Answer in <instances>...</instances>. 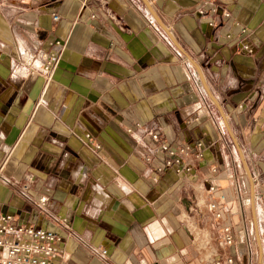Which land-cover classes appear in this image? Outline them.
Listing matches in <instances>:
<instances>
[{"label":"crops","instance_id":"1","mask_svg":"<svg viewBox=\"0 0 264 264\" xmlns=\"http://www.w3.org/2000/svg\"><path fill=\"white\" fill-rule=\"evenodd\" d=\"M152 11L242 149L264 264V0H0V213L55 232L53 264H244L245 245L258 264L238 150ZM149 132L203 157L159 172Z\"/></svg>","mask_w":264,"mask_h":264},{"label":"built area","instance_id":"2","mask_svg":"<svg viewBox=\"0 0 264 264\" xmlns=\"http://www.w3.org/2000/svg\"><path fill=\"white\" fill-rule=\"evenodd\" d=\"M200 11L202 13H207L206 11L214 13L216 8L210 5L208 10L201 9ZM222 16L226 19L230 17V13L223 11ZM111 17L113 20L115 19V16ZM52 19L57 21L59 19L58 14L53 12ZM214 24L216 23L212 20L208 22L210 27H214ZM55 46H58V44H55ZM57 51L54 50L50 54H45L48 64L55 61ZM47 65L45 68H47ZM149 137L150 140L157 143L156 147L149 150L150 154H162V163L157 168L159 172L172 168L176 173L183 170L189 171L194 159L203 157V149L199 142L192 149V145L188 142L172 146L158 132H149ZM147 158L149 159V157ZM214 189V186L209 187L211 200L208 207L213 218L219 220L221 218V210L214 200ZM218 239L223 249L233 244L234 240L230 226H219ZM59 243L60 237L52 230L19 225L15 222L13 216L0 213V264H53L54 258L59 253ZM101 253H106V250L103 249ZM215 264H233V257L227 255L223 261L220 259L216 260Z\"/></svg>","mask_w":264,"mask_h":264},{"label":"water","instance_id":"3","mask_svg":"<svg viewBox=\"0 0 264 264\" xmlns=\"http://www.w3.org/2000/svg\"><path fill=\"white\" fill-rule=\"evenodd\" d=\"M153 12V11H152ZM154 14V17L156 18V20L159 21V18L156 16V14L153 12ZM160 25L162 26V28L164 29V31L167 33V35L169 36L170 40L172 41V43L175 45V47L193 64V66L195 67L196 69V72H197V75H198V78H199V81H200V84L204 90V92L207 94V96L211 99V101L214 103V105L216 106L219 114H220V117L223 121V124L229 134V136L231 137L232 141L234 142L237 150H238V153L240 155V158L243 162V165H244V169L246 171V174L248 176V179L250 181V204H251V208H252V216H253V223H254V231H255V236H256V240H257V244H258V264H262V258H263V248H262V244H261V238H260V233H259V227H258V220L256 218V212H255V190H254V182H253V178H252V175H251V172L247 166V163L245 161V158H244V155H243V152H242V149L241 147L239 146L234 134H233V131L229 125V122L227 120V116L222 108V106L220 105V103L218 102V100L215 98V96L211 93L209 87L207 86L206 82H205V79L203 77V74H202V71H201V68L200 66L197 64V62L189 55L187 54V52L182 48V46L179 44V42L172 36V34L170 33V31L168 30V28L162 24L160 21H159Z\"/></svg>","mask_w":264,"mask_h":264},{"label":"rangeland","instance_id":"4","mask_svg":"<svg viewBox=\"0 0 264 264\" xmlns=\"http://www.w3.org/2000/svg\"><path fill=\"white\" fill-rule=\"evenodd\" d=\"M231 149H232V148H231ZM231 155H232V160H233V162H234V164L231 166V167L233 168L232 171L240 176V186H241V188L243 189V193H241V194H243L244 196H247V197H248V194H249V191H248V190H249V188H248V183H247L246 178H245L244 171H243L241 165H240V164L238 165V161L236 160V158H235V156H234V153H232ZM241 177H242V180H241ZM242 182H243V183H242ZM249 223H250V222H249ZM250 226H251V225H249L248 227H249V235H250V237H251V236H252V234H251V230H252V228H251ZM251 241L254 242V240H252V239H251ZM242 246H243V245H242ZM220 247H221V246H220ZM255 247H256V246H255ZM244 248H245V249H244L245 254H244L243 257H241V258L244 259V264H249V260H251V264H256V258H257L256 253H255V254H252V256H250L252 259H250V258H249V253H251V250L248 251V248H247L246 245H245ZM255 251H256V250H254V252H255ZM241 264H243V263L241 262Z\"/></svg>","mask_w":264,"mask_h":264}]
</instances>
